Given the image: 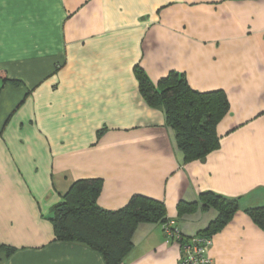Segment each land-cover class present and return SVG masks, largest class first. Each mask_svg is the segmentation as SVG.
<instances>
[{
    "label": "crops",
    "instance_id": "0c3cea01",
    "mask_svg": "<svg viewBox=\"0 0 264 264\" xmlns=\"http://www.w3.org/2000/svg\"><path fill=\"white\" fill-rule=\"evenodd\" d=\"M137 65L156 84L174 70L226 92L217 150L185 162ZM86 178L103 180L106 209L163 201L188 236L214 219L202 194L239 198L209 264H264V230L245 212L264 205V0H0V264H107L55 239L54 205ZM133 239L123 264L181 260L159 222Z\"/></svg>",
    "mask_w": 264,
    "mask_h": 264
},
{
    "label": "trees",
    "instance_id": "16d2710c",
    "mask_svg": "<svg viewBox=\"0 0 264 264\" xmlns=\"http://www.w3.org/2000/svg\"><path fill=\"white\" fill-rule=\"evenodd\" d=\"M135 74L148 104L164 109L168 124L176 132L185 162L202 160L220 147L217 126L230 110L224 90H195L185 73L174 70L157 84L140 65L135 67ZM13 82L20 83L19 80ZM103 187L104 182L99 178L80 179L70 185L53 207L51 220L55 239L86 244L100 252L107 264H123L134 248L133 238L138 225L168 222L167 208L161 200L135 194L125 206L106 209L98 203ZM201 197L203 206L215 209L217 216L197 235L213 237L240 211V200L213 192ZM184 207L181 205L182 212ZM245 212L264 230V205L247 208ZM182 235L185 239L180 243L193 237ZM11 251L9 249L8 253Z\"/></svg>",
    "mask_w": 264,
    "mask_h": 264
},
{
    "label": "built area",
    "instance_id": "2783aa9c",
    "mask_svg": "<svg viewBox=\"0 0 264 264\" xmlns=\"http://www.w3.org/2000/svg\"><path fill=\"white\" fill-rule=\"evenodd\" d=\"M168 240L182 241L185 236L181 229L173 220L162 224ZM212 237L203 235H194L188 241L181 243V260L179 264H209L210 257L207 256V249L212 244Z\"/></svg>",
    "mask_w": 264,
    "mask_h": 264
},
{
    "label": "rangeland",
    "instance_id": "374dc122",
    "mask_svg": "<svg viewBox=\"0 0 264 264\" xmlns=\"http://www.w3.org/2000/svg\"><path fill=\"white\" fill-rule=\"evenodd\" d=\"M216 211L215 210H212L211 212H209L208 213V216H212V218H215V216H216ZM201 217H203V216H201ZM207 217V216H206Z\"/></svg>",
    "mask_w": 264,
    "mask_h": 264
}]
</instances>
